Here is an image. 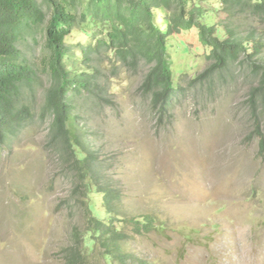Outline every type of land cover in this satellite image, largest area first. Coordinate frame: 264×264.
<instances>
[{
  "label": "rangeland",
  "instance_id": "obj_1",
  "mask_svg": "<svg viewBox=\"0 0 264 264\" xmlns=\"http://www.w3.org/2000/svg\"><path fill=\"white\" fill-rule=\"evenodd\" d=\"M201 5L208 22L216 23L213 1ZM252 27L264 42V23L241 17L242 33ZM81 42L80 29L67 38L72 50ZM173 46V72L187 79L169 112L153 109L141 91V74L104 56L94 60L100 97L71 98L94 177L120 194L118 216L110 219L144 264H264V109L261 101L251 108L250 73L236 66L231 77L191 86L207 66L205 51L194 32ZM18 48L37 72L33 90H23L21 98L34 116L0 143V264H64L72 233H81L83 242L90 238L87 203L92 215L107 216L101 194L83 190L71 155L50 136L51 119L41 117L51 85L41 72V35ZM144 215L158 230L135 231L129 221ZM88 247L89 263L106 264L99 249Z\"/></svg>",
  "mask_w": 264,
  "mask_h": 264
},
{
  "label": "trees",
  "instance_id": "obj_2",
  "mask_svg": "<svg viewBox=\"0 0 264 264\" xmlns=\"http://www.w3.org/2000/svg\"><path fill=\"white\" fill-rule=\"evenodd\" d=\"M201 1L208 0H42L44 11L37 0H0V143L17 135L34 116L21 98L23 90H33L37 72L18 43L40 34L41 72L51 78L41 117L49 116L52 140L71 155L87 195L95 189L101 194L107 216L92 215L87 203L90 238L83 242L82 234L74 231L72 244L63 250L64 264H92L86 255L89 245L92 251L99 249L106 264H144L127 250L123 228L110 219L118 216L115 202L120 194L94 177L90 144L72 104L76 94L100 97V69L94 60L104 56L115 67L141 74V91L161 115L169 112L180 82L187 79L173 72V42L194 32L207 66L189 85L212 84L214 77H231L234 67H244L253 81L251 108L261 101L264 109V42L255 27L239 30L241 17L264 23V0H209L218 15L214 24ZM79 29L85 42L72 50L67 38ZM129 222L138 233L158 230L148 215Z\"/></svg>",
  "mask_w": 264,
  "mask_h": 264
},
{
  "label": "bare ground",
  "instance_id": "obj_3",
  "mask_svg": "<svg viewBox=\"0 0 264 264\" xmlns=\"http://www.w3.org/2000/svg\"><path fill=\"white\" fill-rule=\"evenodd\" d=\"M1 229V228H0Z\"/></svg>",
  "mask_w": 264,
  "mask_h": 264
}]
</instances>
